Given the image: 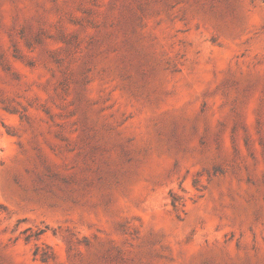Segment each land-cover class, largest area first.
Returning <instances> with one entry per match:
<instances>
[{
  "label": "rangeland",
  "instance_id": "obj_1",
  "mask_svg": "<svg viewBox=\"0 0 264 264\" xmlns=\"http://www.w3.org/2000/svg\"><path fill=\"white\" fill-rule=\"evenodd\" d=\"M0 264H264V0H0Z\"/></svg>",
  "mask_w": 264,
  "mask_h": 264
}]
</instances>
